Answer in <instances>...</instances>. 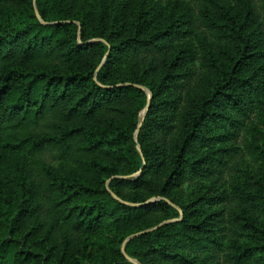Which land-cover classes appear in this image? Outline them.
I'll return each instance as SVG.
<instances>
[{"label": "trees", "instance_id": "16d2710c", "mask_svg": "<svg viewBox=\"0 0 264 264\" xmlns=\"http://www.w3.org/2000/svg\"><path fill=\"white\" fill-rule=\"evenodd\" d=\"M0 264H264V0H0Z\"/></svg>", "mask_w": 264, "mask_h": 264}, {"label": "water", "instance_id": "95a60500", "mask_svg": "<svg viewBox=\"0 0 264 264\" xmlns=\"http://www.w3.org/2000/svg\"><path fill=\"white\" fill-rule=\"evenodd\" d=\"M147 109H148V107H147V108L145 109V111L142 113V121H143V119H144V117H145V115H146ZM141 125H142V122H141V124L139 125V128L141 127ZM133 237H135V236H133ZM133 237L128 238L127 241L130 240V239H132ZM131 261H132V262H135L134 260H131ZM135 263H136V262H135Z\"/></svg>", "mask_w": 264, "mask_h": 264}]
</instances>
